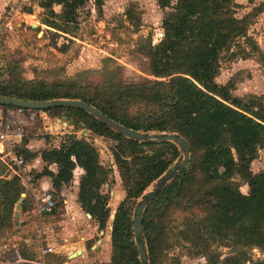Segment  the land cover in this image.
Masks as SVG:
<instances>
[{
  "label": "trees",
  "instance_id": "obj_1",
  "mask_svg": "<svg viewBox=\"0 0 264 264\" xmlns=\"http://www.w3.org/2000/svg\"><path fill=\"white\" fill-rule=\"evenodd\" d=\"M88 1L42 0L39 5L49 17L46 25L59 35L77 23L78 10ZM56 6L62 7L61 14L55 12ZM97 6L102 13L101 0ZM158 6L164 12L163 38L158 44L149 39L139 48L149 61L154 80L129 84L118 79L120 70H107L100 84H47L24 80L17 63L5 62L2 76L6 79L0 80V96L30 102L83 101L129 129L147 134L172 132L184 138L191 151L189 166L152 202L144 216L150 263L164 264L170 254L188 250L194 257L205 258L206 264H264V259L253 260L254 250L264 253V169L258 174L252 171L257 152L264 150V97L237 98L232 94V80L227 85L217 83L224 53H232V59L258 56L264 68V51L250 34L255 15L238 17L237 0H158ZM255 12L264 13V1ZM128 14L138 28L139 16L131 9ZM239 43L248 47H241V55L233 52ZM46 112L63 113L76 126L115 137L113 154L126 201L113 222V260L141 264L133 215L126 205L139 200L170 171L181 157L178 147L128 140L77 109ZM20 154L28 159L34 156L25 147ZM42 158L48 166L34 179L51 178L54 197L55 191L61 192L73 182L77 168L83 170L78 202L99 231H105L111 210L102 188L114 171L102 165L95 146L67 135L59 148L45 150ZM50 165H57L58 172H52ZM0 172L4 174V170ZM236 179L248 182L247 195ZM25 190L18 177L0 179V233L15 228V210ZM185 203L198 208L199 213L179 216L177 225L176 211ZM27 205L25 199L21 213L31 210ZM221 248L229 252L224 255Z\"/></svg>",
  "mask_w": 264,
  "mask_h": 264
},
{
  "label": "rangeland",
  "instance_id": "obj_2",
  "mask_svg": "<svg viewBox=\"0 0 264 264\" xmlns=\"http://www.w3.org/2000/svg\"><path fill=\"white\" fill-rule=\"evenodd\" d=\"M97 1L89 0L80 8L77 13V23L67 28L66 34L61 33L59 35H54L55 33H52L51 28L46 25L45 22L49 18L47 13L41 8H36L38 17L30 21L32 25L28 26L26 30H21L23 32L21 37V32L15 34L2 33L3 19L8 5L4 9L3 7L1 8L0 4L1 60L3 62L17 63L18 71L22 74L19 76H22L24 80H40L47 84L69 81H76L82 86H87L91 83L100 84L104 81V75L107 70H120L118 79H122L129 84L138 83L145 79L154 80L155 78L149 72V61L142 55L139 48L145 46L149 39H152L154 44H158L163 38L162 23L164 12L159 8L158 0H101L103 2L102 13L98 12ZM263 1L237 0L239 4L237 14L240 18L247 14L255 15L250 34L264 51V13L258 14L255 12V8L260 6ZM130 9L134 10L135 14L139 16L140 26L138 28L131 22V17L128 14ZM55 12L61 14L62 7L56 6ZM239 44L233 48V52L241 55V47L247 46L243 43ZM231 54L224 53L221 58V69L217 77V83L219 85H227L232 80L235 85V90H233L232 94L237 98L248 100L252 96L264 97V68L260 63V57L254 56L246 60L242 57L232 59ZM10 110L16 112L17 109ZM8 115L7 111L4 116L0 112V126L7 122ZM49 116L53 120H62L65 117L63 113L59 115L49 114ZM27 122L22 125L25 133V144L32 142L36 145V150L39 149L43 152L44 150L60 146L67 135L77 139H85L98 150L102 165L114 171L111 181L102 188L103 194L109 197L108 206L111 210V217L105 233L108 232L111 235L117 211L121 204L126 201V193L113 154V149L116 146L115 137L94 134L83 128V126L72 124L70 120H67L68 126L58 131V133L47 131L45 121H42L41 118L35 121L28 120ZM148 134L175 133L153 132ZM41 141H43L42 144ZM23 148L24 145L18 147L16 152L20 153ZM256 155L257 159L252 165L254 174H258L264 169V150L258 151ZM181 162L182 155L180 159L174 162L173 166ZM6 166L0 161V171L8 170L9 168ZM83 174L82 170H76L75 180L66 186V195L68 197L76 194V188L80 184ZM35 176H37V173L35 175L32 174L33 178ZM156 183L146 193L153 190ZM236 185L240 187L244 194L247 195L249 193L248 182L236 179ZM63 189L61 192L55 191L57 210H60V212L64 205ZM25 194L29 196L28 198L24 196L27 199L28 208H34L35 201L32 199L31 193L25 190ZM141 199L142 197L136 201L132 200L126 205V208L133 216ZM21 211L19 213L20 216ZM176 212L175 218H177L178 225L181 222L179 216L199 213V209L192 206V204L185 203ZM85 215L86 212L82 215L83 222L81 224L83 229L91 230L94 222L91 221V218H86ZM102 235L99 233L96 239L89 242L88 247L96 246L97 241L101 238H107V235ZM18 236L16 226L13 230L0 233V264L13 260L15 250H18L15 247V245L19 244V241L16 240ZM104 250L102 248L95 257L104 258L106 256V250ZM220 251L225 255L229 252V249L221 248ZM263 259L264 253L257 249L256 251L254 250V262ZM206 263L205 258L194 257L188 250H178L170 254L164 261V264ZM99 264H120L118 260H113V248L109 262Z\"/></svg>",
  "mask_w": 264,
  "mask_h": 264
},
{
  "label": "crops",
  "instance_id": "obj_3",
  "mask_svg": "<svg viewBox=\"0 0 264 264\" xmlns=\"http://www.w3.org/2000/svg\"><path fill=\"white\" fill-rule=\"evenodd\" d=\"M41 1L42 0H37L34 6L32 7L31 17L33 18H28L27 20L28 24L32 25L30 21L38 17V14L35 9L41 8L39 5ZM14 2L15 0H0L1 8L3 7L5 9L7 5L9 7ZM2 33H5L3 31V26H2ZM21 35H23L22 31L20 33V37ZM4 63L5 62H3V64ZM6 111L8 112L9 115L11 112H13V110L10 109L7 110L1 109L0 112L4 116ZM9 115L7 116L8 118ZM48 125H49V130L52 133L55 132L58 133V131L63 130L66 127L62 122H59V120H53V119ZM24 141H23L24 147L27 150H29V152H31L32 155H34L31 159L30 158L28 159L27 156L24 155L26 159H28L27 161L28 169L31 172V178L33 180L31 184L32 187L31 196L32 194L34 196L35 195L40 196L41 194H43V192H48V191L53 192L54 188L51 178L43 177L41 179L36 180L34 179L35 177L34 178L32 177V174L34 175L35 173L40 174L43 172L44 168L48 166L43 161L42 158V153L45 150L43 152H41V150L39 149L36 150V145H34L32 142L25 144ZM42 143L43 141H41V144ZM58 147L59 146L55 148ZM49 169L54 173L58 172L57 165H50ZM77 169L82 170L80 168ZM1 174L2 173L0 172V179L3 177L10 179L12 177V171L10 169L5 170L4 174L2 175ZM74 180H75V175H74ZM79 188H80V184L76 188V194L72 197H68L66 195L67 187L65 186L62 192V197L64 198V205L61 212L56 208V214L54 215L47 214L44 215L41 219L35 216L33 212V208L25 213H21L20 223H24L26 225L22 226L20 229H17L19 236L16 237V240L19 241L18 242L19 244L15 245V247L20 251L22 257L25 260L34 261L38 257V253L41 248L52 247L54 248L55 252L54 254H51L48 257L51 264H99V263L109 262V259H111V255H112L111 235L108 232L105 233V231L100 232L98 225L94 220L91 221L94 222L95 227L93 226L91 230L83 229L81 222H83L82 215L84 211L78 202ZM28 197L29 196L26 194V198ZM85 217L89 218L87 214L85 215ZM99 233L103 235H107V238H101L100 240L97 241L96 246L89 248L88 247L89 242L96 239V237L99 236ZM102 248L106 250V256L104 258L95 257V255L98 254V252H100ZM79 251L81 252L80 256L70 259L71 254L77 253ZM8 262L4 264H9Z\"/></svg>",
  "mask_w": 264,
  "mask_h": 264
},
{
  "label": "water",
  "instance_id": "obj_4",
  "mask_svg": "<svg viewBox=\"0 0 264 264\" xmlns=\"http://www.w3.org/2000/svg\"><path fill=\"white\" fill-rule=\"evenodd\" d=\"M36 28V26H34ZM4 68V67H3ZM6 79V75L2 76L1 81ZM13 107L24 109L26 115H28L29 111H49L51 109H63V108H72L77 109L83 112H86L97 119L100 123H102L106 128L110 131L115 132L128 140L146 143V144H157V143H172L176 145L182 155V162L173 166L169 173L165 174L162 178H160L157 183L154 185L153 190L148 193H144L141 201L139 202L133 216V231L135 236V243L137 246V250L140 257L141 264H151L149 258V252L145 241L144 236V216L148 209V207L152 204V202L162 194V192L174 181L176 180L183 171L189 166L191 162V151L188 142L176 135V134H157V135H149L139 131H135L129 129L128 127L118 123L117 121L111 119L98 108L85 103L83 101L78 100H57L51 102H30L23 101L17 98L12 97H2L0 96V107ZM52 119L49 120L48 124H50ZM68 118L63 117L61 122L67 127ZM60 121V120H59ZM87 132V131H85ZM25 201L24 195L18 202L16 207V213L14 216V224L17 229H20L22 226L26 224L20 223L19 216L20 211L22 209V204ZM51 215L56 214V209H54ZM89 218H92L91 215L87 214ZM81 255V252L73 253L70 255V259L76 258Z\"/></svg>",
  "mask_w": 264,
  "mask_h": 264
},
{
  "label": "built area",
  "instance_id": "obj_5",
  "mask_svg": "<svg viewBox=\"0 0 264 264\" xmlns=\"http://www.w3.org/2000/svg\"><path fill=\"white\" fill-rule=\"evenodd\" d=\"M36 1L37 0H15V2L8 7L5 13L3 19V31L7 34H15L17 32H21V30H26L28 26H31L28 24L27 20L28 18H33L31 17V11ZM3 67L4 64L0 58V80L2 79ZM15 109H17L16 112H11L7 122L0 126V160L12 171V177H18L24 188L31 193V184L33 180L31 178V172L28 169L27 159L24 155L16 152V149L23 145V141L25 139V133L22 125L24 123H28V120L35 121L38 118H41L42 121H45L44 123L47 127L46 130L48 131V122L52 118L46 111L32 110L29 111L28 115H26L24 109ZM32 198L35 201L33 212L39 219H41L44 215L50 214L57 208L53 192H43L40 196H34L32 194ZM54 252V248L52 247L41 248L38 253V257L34 261H31L25 260L20 251L15 250L13 260L8 263L51 264L48 257L51 254H54Z\"/></svg>",
  "mask_w": 264,
  "mask_h": 264
},
{
  "label": "bare ground",
  "instance_id": "obj_6",
  "mask_svg": "<svg viewBox=\"0 0 264 264\" xmlns=\"http://www.w3.org/2000/svg\"><path fill=\"white\" fill-rule=\"evenodd\" d=\"M59 122H61V120Z\"/></svg>",
  "mask_w": 264,
  "mask_h": 264
}]
</instances>
